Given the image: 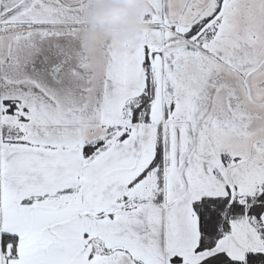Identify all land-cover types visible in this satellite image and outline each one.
I'll use <instances>...</instances> for the list:
<instances>
[{"label":"snow or ice","instance_id":"1","mask_svg":"<svg viewBox=\"0 0 264 264\" xmlns=\"http://www.w3.org/2000/svg\"><path fill=\"white\" fill-rule=\"evenodd\" d=\"M0 264H264V0H0Z\"/></svg>","mask_w":264,"mask_h":264},{"label":"clouds","instance_id":"2","mask_svg":"<svg viewBox=\"0 0 264 264\" xmlns=\"http://www.w3.org/2000/svg\"><path fill=\"white\" fill-rule=\"evenodd\" d=\"M124 2L130 5L134 2V0H124ZM127 16L128 9H118L111 13L109 17L101 18L100 23H116L120 21L127 22Z\"/></svg>","mask_w":264,"mask_h":264},{"label":"rangeland","instance_id":"3","mask_svg":"<svg viewBox=\"0 0 264 264\" xmlns=\"http://www.w3.org/2000/svg\"><path fill=\"white\" fill-rule=\"evenodd\" d=\"M138 0H134V2L132 4H137ZM127 22L128 23H139L136 19H134L131 16V13L128 11V16H127ZM93 26L94 29H98L99 27H101L99 21L94 17L93 18ZM141 27H130L127 30H123L120 31L119 34V38L120 39H126L129 35L133 34L135 31H138Z\"/></svg>","mask_w":264,"mask_h":264},{"label":"trees","instance_id":"4","mask_svg":"<svg viewBox=\"0 0 264 264\" xmlns=\"http://www.w3.org/2000/svg\"><path fill=\"white\" fill-rule=\"evenodd\" d=\"M130 27H142L139 23H128Z\"/></svg>","mask_w":264,"mask_h":264}]
</instances>
